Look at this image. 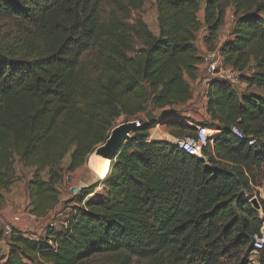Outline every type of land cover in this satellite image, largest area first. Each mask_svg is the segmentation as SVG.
I'll return each mask as SVG.
<instances>
[{
    "label": "trees",
    "instance_id": "obj_1",
    "mask_svg": "<svg viewBox=\"0 0 264 264\" xmlns=\"http://www.w3.org/2000/svg\"><path fill=\"white\" fill-rule=\"evenodd\" d=\"M200 1L154 0L155 36L140 18L128 22L145 0H0V16L30 25L42 45L33 57L0 52V192L9 191L18 159L31 173L32 216L56 209L63 174L84 166L121 116L159 111L137 121L104 178L74 195L62 227L37 238L14 229L4 240L0 234V264H96L105 254L119 264H218V255L235 249L246 251L237 264H249L264 206L255 208L242 171L219 160L247 170L264 165V98L239 97L213 78L210 122H194L176 107L192 99L203 65L201 27L206 50L218 51L225 66L243 72L253 58L256 71L238 80L264 89V0H203L202 22ZM228 4L234 26L216 48ZM158 124L175 138L199 125L215 130L213 145L203 158L190 156L174 143L149 140Z\"/></svg>",
    "mask_w": 264,
    "mask_h": 264
},
{
    "label": "rangeland",
    "instance_id": "obj_2",
    "mask_svg": "<svg viewBox=\"0 0 264 264\" xmlns=\"http://www.w3.org/2000/svg\"><path fill=\"white\" fill-rule=\"evenodd\" d=\"M202 7L203 0L200 1V12L198 13V19L200 22H202L203 17ZM233 12V6L228 4L226 8L225 19L222 26L218 30L214 41V46L216 48H218L220 44L230 38V33L235 22ZM137 18H140L144 22L153 35H158L157 14L154 0H145L143 6L138 11H133L130 14V19L128 22L131 24L135 22ZM56 24L57 23L53 22V27L56 26ZM53 27H50V29H53ZM204 33L205 30L203 27H201L196 34V45L199 48L200 54H203L207 51L202 42ZM38 35L39 34L37 31L24 21L13 19L11 17L0 16V52L7 53L12 56L13 52L15 51L19 56L33 57L42 48V45L37 42ZM202 47L203 49H201ZM255 64V61L253 58H251L245 70L243 72L237 73L246 77H250L256 71ZM227 68L231 69L229 66H227ZM201 69L202 73L198 74V78H201L202 76L203 79H206V82H204L203 85V79H200L202 83L200 82L197 85L193 83L191 84L193 101L192 105H183L176 108L182 113H188L190 116L189 118L194 122H210L209 116L203 108V103L206 96L205 83L207 84V82L214 77H212L207 72V69L204 65L201 66ZM227 71L228 73L230 72L229 70ZM231 85L233 86V91L239 97L246 95H256L264 98V89L258 86H249L247 83L240 81L237 84L235 83ZM147 112H151L154 116H156L159 111L148 107L146 113ZM145 114H140L134 118L121 116L116 121L115 126L131 121H147ZM161 126L163 125H160L155 131H151L152 138L149 136V140L162 139L164 137L167 138L164 135L162 137V134H164L163 130L171 134V130H165ZM208 130L210 131L211 136L216 134L215 130L209 128ZM210 149L211 147H209L207 151L209 152ZM68 162L69 158L67 156L61 163L63 169L67 167ZM219 162L221 165L227 168H237L241 170L245 176V179L248 181L247 194L251 196L252 200L254 199L258 205L264 206V165L250 166L247 170V168L243 166H234V164H228L223 160H219ZM13 167L14 181L9 191L7 193L4 191L0 192L2 195L0 198V234H2L3 240L7 236L4 234L6 227L18 230L31 237L36 236V238L43 237L46 233V229L50 226H52L55 230H58L66 223L67 214L70 211V207L74 205V203H72L74 195H76L82 188L92 184L94 181L100 180V178H98L94 172L88 169L89 167H86L85 165L73 173H64L61 182L57 185L59 203L56 209L49 212L43 218H37L34 216L32 217L28 209L29 200L26 192V185L30 178V170L23 168L18 159H15ZM43 178L46 179V176L43 175ZM73 190H76V193H73ZM101 192V188H97L95 190V193L97 194ZM260 214L261 217L264 218L261 211ZM15 216H22L21 222L14 223L12 219ZM1 248L3 252H5L6 249L4 242L1 243ZM245 255V250H230L225 256L218 255V264H237V261L244 258ZM250 258H255L258 264H264L263 253L259 254L258 257H254L251 252L248 256V260H250ZM93 260L96 264H119V262H116L117 258L110 254L96 256L93 258ZM132 263H134V261H132ZM137 264H145V262H140Z\"/></svg>",
    "mask_w": 264,
    "mask_h": 264
},
{
    "label": "built area",
    "instance_id": "obj_3",
    "mask_svg": "<svg viewBox=\"0 0 264 264\" xmlns=\"http://www.w3.org/2000/svg\"><path fill=\"white\" fill-rule=\"evenodd\" d=\"M202 64L207 69V72L214 78L224 80L230 84H237L239 82V73L234 71L232 68H227L224 65L223 57L218 51H206L202 56ZM229 70L230 74L228 73ZM160 125H156L152 131H155ZM195 131L191 134H186L182 137L175 138L173 143L184 153L203 158V150L207 147L212 146V140L208 129L204 126H196ZM232 134L239 140L243 139V132L237 127L232 128ZM150 138L151 131H150ZM254 140H249L248 145L253 146ZM33 217V216H32ZM14 223H19L22 220V216H15L13 219ZM264 220V219H263ZM11 232L9 227H6L4 234L8 235ZM35 238V237H33ZM264 254V222L260 232L253 236L252 240V254L254 257H258L259 254ZM249 264H258L255 258H250Z\"/></svg>",
    "mask_w": 264,
    "mask_h": 264
},
{
    "label": "water",
    "instance_id": "obj_4",
    "mask_svg": "<svg viewBox=\"0 0 264 264\" xmlns=\"http://www.w3.org/2000/svg\"><path fill=\"white\" fill-rule=\"evenodd\" d=\"M145 118L147 121H151L153 120L154 115L151 112H147ZM139 128L140 124L137 121L126 122L113 127L105 142L93 151V153L87 158L84 165L88 167L89 158L91 156L102 160H108L110 165L112 159H114L118 154L122 144L126 142ZM73 193H76V190H73ZM252 202L257 209V202L254 199Z\"/></svg>",
    "mask_w": 264,
    "mask_h": 264
},
{
    "label": "bare ground",
    "instance_id": "obj_5",
    "mask_svg": "<svg viewBox=\"0 0 264 264\" xmlns=\"http://www.w3.org/2000/svg\"><path fill=\"white\" fill-rule=\"evenodd\" d=\"M208 134H210V131H208ZM89 169H91L94 174L102 179L106 176V174L109 171V162L108 160H102V159H98L94 156H91L89 158V165H88Z\"/></svg>",
    "mask_w": 264,
    "mask_h": 264
},
{
    "label": "crops",
    "instance_id": "obj_6",
    "mask_svg": "<svg viewBox=\"0 0 264 264\" xmlns=\"http://www.w3.org/2000/svg\"><path fill=\"white\" fill-rule=\"evenodd\" d=\"M200 12V11H199ZM219 46V45H218ZM201 49H203V47L201 48ZM200 73H202V69H201V66H198V74H200ZM199 77V76H198ZM200 79H203V77L201 76V78H197V80L193 83V84H195V85H197L198 83H200L201 82V80ZM203 81V85H204V82H206V79H203L202 80ZM205 89L207 90V84L205 83ZM206 94V93H205ZM192 103H193V101H192V99L186 104V105H184V106H190V105H192ZM205 104H206V96H205V98H204V103H203V108H204V110H205ZM206 112V111H205ZM187 117H190L189 116V114L187 113ZM163 129H168L169 130V128L167 127V126H165V125H163V126H161ZM152 131V130H151ZM163 133L164 134H162V137H163V135L164 136H166L167 138H162V139H156V140H164V141H168V142H170V143H173V141H174V137H173V135H171V134H169L168 132H166V131H164L163 130Z\"/></svg>",
    "mask_w": 264,
    "mask_h": 264
}]
</instances>
